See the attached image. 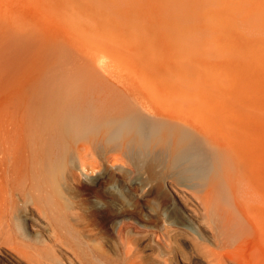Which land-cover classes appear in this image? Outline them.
Here are the masks:
<instances>
[{
    "label": "rangeland",
    "instance_id": "obj_1",
    "mask_svg": "<svg viewBox=\"0 0 264 264\" xmlns=\"http://www.w3.org/2000/svg\"><path fill=\"white\" fill-rule=\"evenodd\" d=\"M7 1V36L21 34V41L13 34L10 41L7 39L12 41L7 44L11 51L7 55L16 57L9 60L16 65H8L9 90L17 93L14 97L52 93L54 83L71 79L81 66L82 77L98 76L106 83L109 80V88L134 90L139 101L150 108V113H142L151 121L157 122L155 111L164 109L215 129L229 125L230 129L224 126L227 132L221 133L223 126L220 132L216 129L219 133L215 130L224 136L216 134L218 138L239 141L242 150L250 154L246 159L239 150L238 160L232 156V161L226 162L223 147L204 144L198 158L177 161L178 132L175 134L168 124L176 126L181 123L178 120L162 121L158 133L146 143L133 132L113 137L102 128L93 136L95 141L88 130L68 135L70 140L65 141L54 166L58 177L54 201L64 213L68 242L87 257V264L134 263L126 250L133 247L136 233L132 226L138 224L148 225L155 233L177 226L192 240L204 232L201 238L212 248L216 245L208 239L209 233H220L218 226L224 218L242 219L244 224L248 219L262 221L264 229V11L260 10L264 0H216L219 7L213 2V12H190L181 0ZM62 46L65 55L68 50L74 53L66 55L69 59L60 58L64 56L60 55ZM133 76L134 84L127 85L132 84L127 80ZM80 80V85L85 84ZM73 93L64 95L71 99ZM61 114L56 115L58 121L66 125L75 122ZM89 139L94 142V152L85 156L89 158L81 166L75 149L90 146ZM74 174L80 176V185L72 178ZM95 176H101L96 183ZM68 180L73 183L72 190ZM238 191L253 192L248 211L236 199ZM176 194L189 212L211 224L207 227L212 231L201 230L177 202ZM202 201L205 206L199 205ZM247 230H243L245 234H252ZM253 235L242 241L238 238L241 245L234 239L237 243L232 244L241 248L239 253H231L238 254L236 260L229 257L238 263L255 264L259 253L264 264V247ZM154 239L151 244L160 254L162 248ZM2 252L0 264H11ZM38 260L48 262L46 256Z\"/></svg>",
    "mask_w": 264,
    "mask_h": 264
},
{
    "label": "bare ground",
    "instance_id": "obj_2",
    "mask_svg": "<svg viewBox=\"0 0 264 264\" xmlns=\"http://www.w3.org/2000/svg\"><path fill=\"white\" fill-rule=\"evenodd\" d=\"M15 1L17 2V0ZM209 1L181 0V3L182 6L186 7L190 12H213L211 11V4H213V2L215 3L216 0ZM7 2V0H0V254L1 251L5 252L3 257L11 264H42V262L38 260L39 256L47 257L48 262L44 264H87L88 262V260L86 262L87 257L85 258L83 253L81 254L78 252V250L68 242L66 237V231L68 229L63 224L64 213L54 201V192L56 191L54 182L58 178L57 174L54 173V166L57 162L59 153L63 151L65 141L70 140L68 135H72V133H83L88 130L93 137L96 136V132L101 130L98 128H102L108 132L109 136L116 137L119 133L130 131L139 136L143 142L146 143L149 141L150 136L158 133L162 121L174 122L178 120L181 121V123L176 126L168 124V127L171 128L175 134L178 132L179 145L175 148V159L177 161L198 158L197 152L200 150L199 147L204 144L209 147L217 146L221 149L223 147V156L226 158V162H231L232 156L237 158L235 160H238L240 157L239 150L242 152V157L246 159L250 158L249 152L244 149L242 150L240 145L241 142L232 141L230 139V141L223 140V142L219 139L223 136L222 134V136L218 134L220 130L224 128V126L230 129L229 125L217 126L216 129H218V127L220 128L218 132L213 128L214 126L212 127V125L210 126L208 123L206 124L196 120L188 121L179 117L178 114L164 109L155 111L154 115L157 117L156 119L158 121L153 122L147 115L142 113V111L150 113L151 110L139 101L140 95L134 93V90L133 92L132 90L123 92L118 90L119 88L117 87V89H113L114 87L109 88L107 85L109 80L106 83V80L103 79V81L100 79L102 77L98 78V76L82 77L81 74L83 75V73H79V69H82L80 68L81 66H79L77 70L78 74H74L77 81L73 79L74 75L71 76L72 80L68 79L66 81L64 78L67 82L66 85L63 78L62 80L64 83L62 80L58 83L59 80H57L58 85L54 83V92L52 93L51 91L50 93H48L49 91H45V93H42V91L40 93L39 91V93H35V95H30L28 97H14L13 94L16 95L17 93H13V88L11 93L9 90V85H11L9 82L11 81L9 78L10 74L8 75V65H10L9 67L16 65L13 64L16 63L14 62L16 57L14 60L10 58L9 53L7 55V52H11L9 49L10 46L8 45L12 42L8 43L7 39L9 38L10 41L12 34L13 36L19 37L18 34H20V32L17 31L19 32L17 35L11 32L12 34L10 37L7 36L9 35V30L7 31V22L9 18V14H7ZM16 2L14 4L15 6H17ZM19 3L21 4V1H19L18 4ZM215 4L217 5V3ZM216 5L214 8L218 6ZM19 7H21V5ZM242 8L244 7H241V9ZM20 10L21 9L18 8L19 12ZM260 10L262 12L264 11V5L260 7ZM16 39L21 41L20 37ZM62 48H64V46L61 47L62 52L59 50L58 54L61 52L60 55L64 54V56H60V58L66 57L67 59V56H69L68 54H70L69 57L74 54H71L72 52L68 50L66 56L65 52H63L65 50ZM8 49L9 51H7ZM66 49H68V47ZM58 54L57 57L59 56ZM19 55L21 56V54ZM19 55L18 57H20ZM18 57L17 60L20 59H18ZM64 58L63 60H65ZM9 60L14 61L10 64L11 62ZM78 62L80 61L78 60L77 64H79ZM85 63L88 64L87 61ZM20 64L21 63L17 62L18 66ZM81 65L84 64L82 63ZM18 66H16L17 69L19 68ZM75 67H77V65ZM87 69H89V67ZM77 71L74 69V72ZM77 76L83 79L82 82L85 83L83 84L84 86L78 83L80 79L79 77L77 78ZM134 78V76L133 79L131 77L127 80L126 78L125 80L129 82L132 80V84L127 82L126 84L130 86L133 85L135 82ZM56 79L59 78L57 77ZM56 79L54 78L55 81ZM136 79L141 80V78ZM99 80H102L104 83ZM75 81L76 83H74ZM117 81H119V79ZM78 84L80 87H85L86 90H84V88L79 89ZM141 85L142 83L140 86ZM79 90H81V93ZM8 91L10 96L13 95L12 97L8 95ZM69 92H74V97L72 96L73 98L71 97V99H68V97L71 96L68 95ZM64 93L67 94L68 97L64 95ZM54 113L55 116H58L60 113H62L61 115L65 113L67 117L69 115L70 119H74L75 122L72 125H66L62 120L58 121L57 116L54 117ZM228 129H222L221 133H223L224 130L227 132ZM236 131L241 132L242 129L236 128ZM216 134L220 135L219 138ZM93 140L95 141L94 137ZM93 143V141L90 142L91 147L94 146ZM90 146L88 144L86 146L81 145L80 148L78 147L75 149L78 153L77 158L80 159L81 166H83L85 158H89L85 156H88L92 150V152H94L93 147L91 149ZM256 147L257 149L260 147L259 143L256 144ZM257 149L255 148V150ZM237 153L239 155H237ZM93 154L94 153L90 155V158ZM69 175L70 174H68V176ZM71 175L73 174L71 173ZM77 176L79 175L77 174ZM79 177L75 175L72 178L74 181H77ZM103 177L104 176H102V178ZM100 178L101 176H95L94 183L98 182ZM68 181L70 182L69 188L71 189L73 183L71 184V181ZM67 183L68 182H66V185ZM76 183L79 184L80 182L77 181ZM93 185L95 186V184ZM76 188H78V185ZM252 193L253 192L250 191L247 195L246 191H238L237 197L235 196L239 203L243 207L245 206L244 211H248L247 206H249V201H253ZM176 196L177 202L181 204L188 216H191L197 221L201 230L211 229L208 228L211 227L209 226L211 224L208 225L206 221H204V218L200 220L195 214L189 212L182 198L177 194ZM203 201L206 200L204 199ZM203 201L199 203V205L202 204L205 206L206 203H203ZM240 220L237 221L234 218H224L221 220L220 225L217 223L219 226L216 224L218 228H220L219 231L215 228L217 226H212L213 229L220 232L218 234H216L217 232L209 233L211 234V238L208 237V239L215 241L216 247L214 248H212L211 244H209L211 245L209 246L207 241V243H205L201 238L204 232L200 234V237L195 234V239L192 240L186 238L185 232L177 226H175L176 228H172L169 225L170 229L167 227L168 229L164 228L163 232L155 233L152 232L151 227L148 225H134L132 229L136 233V237L134 238V242L132 240L133 243H131L133 247L127 246L126 251L130 252V256H133L131 259L134 260V263L132 261V264H242L235 262L232 257H229L230 255L233 256L231 253H237V251L239 253V249L241 248V246L236 247L232 243H237L238 241L239 244L246 236L254 234L252 238H256V241L264 247V229L262 230V221L248 219L246 220V224H244L240 222ZM174 224L175 223H173V225ZM177 224L178 223H176V225ZM247 229H250V233L252 232V234H245V230ZM152 237L155 238L154 240H156L158 245L162 248L160 254H158L159 252H157L151 244ZM236 238L237 241L233 242ZM230 241L232 242L230 243ZM127 244H129V242ZM230 244L235 247V250L232 249V245L230 246L231 251L228 250ZM227 247L229 248L227 249ZM225 248L227 253L223 251ZM146 251H148V253H146ZM154 252H157L156 255H158L155 256ZM233 257L236 260V257ZM262 261V255L257 253L254 257V263L261 264Z\"/></svg>",
    "mask_w": 264,
    "mask_h": 264
}]
</instances>
